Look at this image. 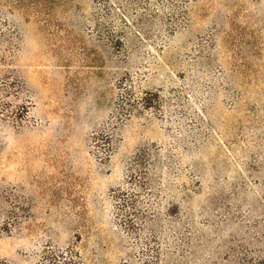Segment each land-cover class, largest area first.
<instances>
[{"label": "rangeland", "instance_id": "374dc122", "mask_svg": "<svg viewBox=\"0 0 264 264\" xmlns=\"http://www.w3.org/2000/svg\"><path fill=\"white\" fill-rule=\"evenodd\" d=\"M7 22L0 264L264 259V0H0Z\"/></svg>", "mask_w": 264, "mask_h": 264}, {"label": "trees", "instance_id": "16d2710c", "mask_svg": "<svg viewBox=\"0 0 264 264\" xmlns=\"http://www.w3.org/2000/svg\"><path fill=\"white\" fill-rule=\"evenodd\" d=\"M6 28L1 29L0 28V47L1 46H5L7 49V55H0V66H7L8 65V61L9 63H11V60L15 54V51L17 49V45H16V41H15V36L16 33H14L15 29L13 27L12 24H10L9 22H7L5 24ZM1 27V26H0ZM3 78L0 79V107L2 110L5 111L6 115H1V116H7L6 118H9L8 120H15V122H17L18 124H21L22 120L20 117V114H22V112L24 111V108L22 107L21 109H14L15 105H13V100H16L18 97V91L16 88V85L19 83L18 79H16V77H13V79L11 78L10 81L8 80V83H4L2 82ZM19 118V120H18ZM264 118V115H263ZM261 118V116H258V120L263 119ZM260 128L255 129V132L258 134L259 136V131L262 129L264 131V121H258ZM256 127V126H255ZM258 127V126H257ZM264 134V133H263ZM256 136V135H255ZM263 136V135H262ZM257 138V136H256ZM261 139H264L263 137H258V141L256 142L258 146H261L264 141H261ZM262 168H264V164L262 166ZM255 172H258V170H252ZM256 184H261V183H256ZM264 184V183H263ZM149 187L150 190L154 189V182H149ZM169 190H171L172 188L170 186H168ZM240 195H238V192L234 193V200L240 202L241 197H239ZM240 207V206H239ZM191 215L190 212H187V216ZM191 217V216H189ZM218 231H220V229H217ZM187 245L189 246V253L192 256H196V252L195 250H193V246L191 244V242H187ZM77 257V256H76ZM199 260V259H198ZM202 261V260H201ZM250 261V264H264V259H254L253 262Z\"/></svg>", "mask_w": 264, "mask_h": 264}]
</instances>
